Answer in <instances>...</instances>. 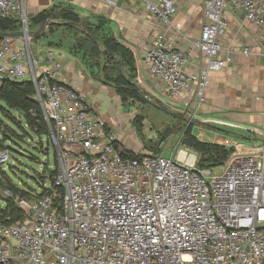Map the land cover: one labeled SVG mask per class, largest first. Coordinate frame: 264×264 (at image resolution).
Instances as JSON below:
<instances>
[{"label":"built area","instance_id":"built-area-1","mask_svg":"<svg viewBox=\"0 0 264 264\" xmlns=\"http://www.w3.org/2000/svg\"><path fill=\"white\" fill-rule=\"evenodd\" d=\"M29 1L0 0V18L18 21L24 32L0 36V82L31 83L55 147L54 175L30 198L8 191L22 213L0 216V264H264V131L260 145L233 151L220 174L199 167L189 149L165 156L158 143L129 157L106 120L65 81L62 59L46 50L41 60L32 50L29 15L79 0H47L30 12ZM199 1L204 22L195 46L204 67L187 71L184 52L163 29L140 58L169 97H190L193 113L205 101L209 73L233 62V50L220 41L226 9L255 24L264 47V0ZM141 2L161 25L177 12L176 0ZM186 119L193 122L194 114ZM152 129L143 121L150 139L159 138ZM9 158L0 145V169Z\"/></svg>","mask_w":264,"mask_h":264},{"label":"crops","instance_id":"crops-1","mask_svg":"<svg viewBox=\"0 0 264 264\" xmlns=\"http://www.w3.org/2000/svg\"><path fill=\"white\" fill-rule=\"evenodd\" d=\"M78 3L74 7L83 15H98L110 20L113 32L118 36V39L134 48L139 63L138 78L141 81H139L141 90L166 104L165 98H168L171 101L169 102L170 106L174 109H177L175 104L184 107L183 115L179 116L181 120L194 114L193 131H199L202 126H206L212 131L263 133L264 56L262 53L264 47L257 40L258 27L243 20L240 13L230 9H226L223 13L227 26L220 41L225 49L233 50V62L222 69L209 73L205 101L193 113L194 111L191 112V107L188 104L190 97L187 95H182L179 98L169 97L162 90V86L149 75L140 58L154 36L163 29L167 40L175 48L184 52L187 58L185 64L187 71L196 72L204 67L206 59L195 46V41L200 37L201 26L204 22L199 0H176L177 12L171 22L166 25H161L144 8L141 0H117L112 5L103 0H79ZM175 25L179 27L178 30ZM245 47L249 49L248 53H243ZM57 55L63 61L62 73L65 81L87 97L88 90L82 81V74H78L76 71L75 63L64 53L60 54L59 52ZM115 95L119 101L118 104L122 105L118 95L116 93ZM88 102L92 107L90 99ZM132 113L133 110H129L127 116L124 114L121 117L131 118ZM133 122L136 123L135 120ZM109 129L116 135L115 130L110 127ZM118 130L124 131L120 126H118ZM125 131L139 130L137 128L133 130L130 126ZM117 137L131 151L137 150L126 145L122 137ZM228 142L232 145V140ZM240 143H242L241 147H256L245 142Z\"/></svg>","mask_w":264,"mask_h":264},{"label":"rangeland","instance_id":"rangeland-1","mask_svg":"<svg viewBox=\"0 0 264 264\" xmlns=\"http://www.w3.org/2000/svg\"><path fill=\"white\" fill-rule=\"evenodd\" d=\"M46 2L47 0L29 1V12L34 10V8L36 9L37 6H44ZM31 15H29V18ZM81 15L83 14L81 13ZM87 15L91 17L90 14ZM61 23L60 19H51V23H47L43 30L39 32L43 34L36 38L32 37V50L34 54L41 60L45 59L47 55L46 50H51L56 54L59 52L60 54H66L71 61L75 63L77 73L82 74V81L88 90L87 97H85L88 101L90 99L93 111L106 120L109 127L115 130L116 135L124 139L126 145L130 146V148L137 149V151L142 150L147 152L158 143L160 145L159 150L165 156H168L171 152L176 153L179 150L189 149L188 152L195 154L198 160L204 158L199 151L183 144L185 138L183 129L190 123L186 119L187 117L185 120H181L179 117L183 115L182 109H184V107L175 104V108L177 109H174L170 106L169 102L171 101L168 98H165L166 104L160 102L156 97H152L151 94L146 92H143L144 95L142 96V100L137 103L136 101L127 99L121 102L122 105H119L113 87L102 79V74L100 72L102 66H92L88 64V62L85 63L81 61L85 51L81 52L75 42L80 36L74 35L73 30L64 27ZM29 25L31 26V31L35 29L37 31L38 27L33 25L30 19ZM97 45H99L100 49H103L102 45ZM74 46L77 47L74 48ZM71 49H76L77 53L73 52L72 54L69 51ZM104 59V56L101 55L98 63L104 64ZM122 71L125 74L127 72L125 68H122ZM138 76L139 75L136 74L133 80L139 87L141 81ZM0 105L4 106L15 116L16 120L19 121L23 128V130H21V128L0 111V144L6 146L10 154L8 162L0 169L2 175L0 181L5 186H7V181H9V183H12L19 189L32 193H40L41 189L46 187L49 181H41L39 175L40 172L45 175L49 174L47 169L54 166L55 147L52 145L47 135H38L34 133L18 111L9 109L1 99ZM129 110H133V117L132 115L131 118L121 117V115L124 114L127 116ZM193 111L194 107H191V112ZM136 115L139 116L140 126L133 122ZM143 121L148 122V124L153 127L151 133H155L159 138L150 139L149 133L143 131ZM191 123L194 127V123ZM118 126L124 129V131H119ZM130 126H132L133 130L137 128L139 131H125L129 129ZM9 128L13 129V131L18 133L22 138H15L13 136L8 138L6 135ZM192 134L196 136L197 139L208 143L214 142L216 144H223L227 148H232L234 144H242L240 142L257 146L262 143L263 139V133L260 132L212 131L206 126H202L199 131H192ZM160 139L162 140L161 143L159 142ZM229 140H232V145L228 142ZM45 164H48V166H45ZM210 168L213 174H220L224 166L218 165ZM2 184H0V205L3 204L5 198L9 197V190L5 189Z\"/></svg>","mask_w":264,"mask_h":264},{"label":"trees","instance_id":"trees-1","mask_svg":"<svg viewBox=\"0 0 264 264\" xmlns=\"http://www.w3.org/2000/svg\"><path fill=\"white\" fill-rule=\"evenodd\" d=\"M29 19L36 27H39L42 22L51 23V19H60L62 22L61 24L64 27L73 30L74 35L80 36L75 42L81 52L85 51L82 55L81 61L85 63L88 62V64L92 66H102L100 68L102 79L108 85L113 87L121 102H124L127 99L137 102L142 100L144 93L140 86L138 87L136 85L137 83L133 80L136 74L138 75L139 73V63L137 62L134 48L118 39V36L113 32L110 20L98 15H91V17L89 15H81V13L74 6L62 4H53L49 7H46L45 9L43 8L31 15ZM19 27L20 24L16 20L0 18L1 32L17 31ZM33 33L34 38L43 34L37 32L36 29L33 31ZM96 41L98 44L102 45L103 49L99 48V45L96 44ZM76 47L77 46H74V48ZM69 51L72 54L73 52L77 53L76 49H71ZM101 55L105 58L104 64L98 63ZM122 68L126 69V74L123 73ZM32 95L33 87L28 81L0 82V99L5 102L6 106L9 109L18 111L34 133L38 135H46L47 129L44 125L41 109L38 104L32 100ZM31 110H34V114H31ZM0 111L14 124L21 128V130H23L19 121H17L15 116H13L4 106L0 105ZM134 120L137 125L140 126V119L138 115L134 117ZM183 131L185 136L183 144L187 147L193 148L196 151H199L204 156V158L198 160L197 163V165L202 168L223 165L228 156L235 150L249 151L252 149L248 147H239V149H234L233 147L227 148L223 144H216L214 142L208 143L197 139L196 136L192 134V123L186 125ZM23 134L25 135L24 131ZM6 136L8 138H11V136L15 138H22L11 128H9V131H7ZM0 145L3 146L2 144ZM128 155L132 158L136 157L132 151L129 152ZM45 166H48V164H45ZM47 171L49 172L47 175L41 174L40 172L39 178L43 182H51L53 179V167L48 168ZM1 177L2 175L0 173V179H2ZM0 184H2L1 181ZM3 187L11 191L12 194H20L22 197L26 198L31 197L30 191L19 189L12 183H9V181H7V186L3 185ZM3 203L4 208L0 210V216L9 215L13 219H17L21 216L22 212L13 202L11 196L5 198Z\"/></svg>","mask_w":264,"mask_h":264},{"label":"water","instance_id":"water-1","mask_svg":"<svg viewBox=\"0 0 264 264\" xmlns=\"http://www.w3.org/2000/svg\"><path fill=\"white\" fill-rule=\"evenodd\" d=\"M46 24H47V22H42V23L40 24V26L38 27L37 32L42 31ZM23 34H24L23 31H13V32H1V31H0V36H4V35H10V36H22ZM96 44H98L97 41H96ZM128 80L130 81L129 78H128Z\"/></svg>","mask_w":264,"mask_h":264},{"label":"bare ground","instance_id":"bare-ground-1","mask_svg":"<svg viewBox=\"0 0 264 264\" xmlns=\"http://www.w3.org/2000/svg\"><path fill=\"white\" fill-rule=\"evenodd\" d=\"M189 158H190V156H189ZM191 158H193L192 155H191Z\"/></svg>","mask_w":264,"mask_h":264}]
</instances>
